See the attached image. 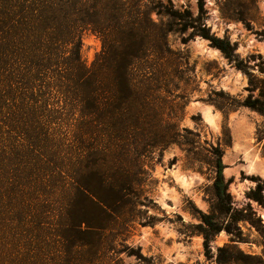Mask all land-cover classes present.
I'll use <instances>...</instances> for the list:
<instances>
[{
	"label": "trees",
	"instance_id": "1",
	"mask_svg": "<svg viewBox=\"0 0 264 264\" xmlns=\"http://www.w3.org/2000/svg\"><path fill=\"white\" fill-rule=\"evenodd\" d=\"M142 2L0 0V264H109L113 241L128 231L124 220L117 221V204L127 200L132 185L127 163H119L121 178H115L113 146L120 143L129 153L128 142L133 141L135 168L140 170L143 163V105L131 101L143 100L140 95L147 89L144 81L135 79L134 66L145 60L148 52L167 49V31L187 26L209 39L225 57H232L228 41L209 36L208 30L200 27L199 16L193 20L188 11L180 13L170 3L165 7L156 2L151 8L171 18L164 29L152 24ZM177 20L180 26L175 29ZM86 31L101 41V51L90 66L80 54L81 36ZM260 95L264 96V83ZM40 99L61 100L62 105L47 103L45 108L58 115L67 112L66 124L75 128L73 136L87 148L85 155L79 154L86 161L84 175L76 177L74 186L93 204L88 215H75L69 202L64 207L37 210L31 205L38 197L19 188L21 133L63 123L57 116L26 118ZM244 106L264 113L262 100L249 96ZM213 153L217 156L214 208L227 214L230 197L223 183L221 152ZM263 187L264 183H257L249 196L261 201ZM242 218L241 212L233 213L234 221ZM201 219L207 226H199L207 249L208 238L220 227L211 215H201ZM127 251L144 264L148 261L138 250Z\"/></svg>",
	"mask_w": 264,
	"mask_h": 264
},
{
	"label": "clouds",
	"instance_id": "2",
	"mask_svg": "<svg viewBox=\"0 0 264 264\" xmlns=\"http://www.w3.org/2000/svg\"><path fill=\"white\" fill-rule=\"evenodd\" d=\"M145 2L150 4L151 0ZM198 2L160 0L165 7L170 3L173 10L190 12L193 20L200 16ZM225 2L202 0L204 14L200 16V27L216 39L227 38L234 46L235 59H226L219 49L210 46L209 39L199 34L188 39L191 45L211 51V59L218 61L221 71L213 75L197 68L195 89L187 93L185 110L175 118L176 139L167 145L153 146L142 158L141 191L136 197L134 227L113 241L108 252L109 264H144L127 250H138L140 257L149 260L150 264H217L218 249L225 247L264 258V235L248 220L239 219L234 222L232 231L226 230V226L233 224V213L246 215L248 206L254 203L247 194L257 188V183H264V153L261 152L264 141L246 146V151L236 149L230 162L227 158L224 160L227 167L223 169L222 177L225 192L230 197V210L220 214L213 207L217 203L213 190L217 156L213 149L222 139L228 117L231 116L233 122L241 117L248 118L253 133L264 129V115L244 106L249 96L252 100L264 101V96L260 95L261 85L257 84L254 89L249 85V74L257 81H264V72L259 67L264 61V35H260L264 33V0H259L258 19L247 20L249 28L241 20L225 15ZM148 18L157 26L166 25L171 19L156 10L150 11ZM176 24L179 26L180 21ZM193 33V27L183 32L167 31L168 47L173 52L184 53L190 44L182 43V40ZM237 60L251 66L246 71L239 70L235 66ZM218 93L226 95V105L219 103ZM186 139L192 143H187ZM193 207L198 211L194 212ZM201 215L215 216L214 223L220 225L219 231L208 238L207 258L204 233L196 230V226L207 227ZM153 217L156 220L148 223Z\"/></svg>",
	"mask_w": 264,
	"mask_h": 264
},
{
	"label": "rangeland",
	"instance_id": "3",
	"mask_svg": "<svg viewBox=\"0 0 264 264\" xmlns=\"http://www.w3.org/2000/svg\"><path fill=\"white\" fill-rule=\"evenodd\" d=\"M156 2H160V0H151L150 4L143 0L142 3L149 13L152 10L157 11L156 8H151ZM258 5L259 0H226L223 10L229 18L239 19L244 22L246 28H249L247 20L258 19ZM198 9L200 10V16H203L202 2L201 8H199L198 2ZM189 16L191 17L190 12ZM161 26L164 29L168 28V23L166 25L161 24ZM179 26L174 27L178 29ZM187 28L188 26L176 31L183 32ZM194 34L196 33L190 34L189 37L182 40V43H188L190 47L184 53H179L173 52L168 47L165 33L164 41L167 49L148 52L145 60L134 66L133 75L135 79L144 81L147 89L146 93L140 95L144 101L137 98L131 101L134 105L137 102L143 105L141 111L143 125L142 134L140 135V141L143 142V145L139 144L143 148L141 159L148 154L153 146L167 145L176 139L175 118L185 110L187 93L195 89L196 76L194 74L197 72V68H201L204 72L213 75H218L221 71L218 61L211 59V51L199 49L188 41ZM260 35H264V33ZM210 46L213 47L211 44ZM230 46L232 49L231 58H227L221 53L226 59L232 60L235 59L233 57L234 46ZM100 51L101 41L99 37L90 31L84 32L81 36L80 49L83 62L90 66ZM235 66L239 70L246 71L251 65H245L237 60ZM259 67L264 72V61L261 62ZM262 83L264 81H257L249 74L250 89H254L257 84L261 85ZM217 96L220 98L219 103L221 105L228 103L224 93H218ZM40 100L37 102L38 107L33 109L26 118L33 119L41 115L42 119L45 120L57 116L62 118L61 123H63L53 127L50 126L49 128L37 127L34 130L25 131L24 134L21 133L22 142L19 146L18 159L19 188L21 191L30 194L29 196L38 197L39 200L31 205L37 210L64 207L65 205L68 206L69 202L68 207L74 211L75 215H88V212H92V209H94L93 204L85 193L78 191L74 186L76 177L84 175L86 161L80 158L79 154L83 153L85 155L87 148L76 141L73 136L75 128L71 129L66 124L68 122L67 117H69L67 112L58 115L52 113L49 107L45 108L47 103L54 105L57 102L58 105H62L61 100L49 99L45 102H43V99ZM27 102L32 104L29 100ZM254 111L258 112L257 110ZM260 114L264 115V113ZM253 135L256 136L255 140L252 139ZM262 141H264V129H257L253 133L252 125L248 118L241 117L233 122L231 116H229L222 139L217 145H214L213 152L217 149L221 152V162L224 169L227 167L224 164V160L227 158L230 162L231 154L236 149L246 151V146L260 144ZM186 142L192 143L191 140L187 139ZM128 145H130L128 147L130 151L126 153V148L123 149L120 143H116L113 146L114 154L112 155L113 163H115V178H121V172L119 171V163L121 162L123 164L127 163L128 177L132 180L127 200L119 202L116 208L117 221L124 220L128 224L127 233L134 227L133 221L137 216L136 197L139 196L142 182L139 174L140 170H137L134 165L136 162L135 143L129 141ZM261 152L264 153V147L261 148ZM248 179L259 180L258 177H248ZM116 185H118L117 182ZM116 190L118 191L119 189ZM261 193L263 199L259 202L253 200L249 193L247 194L254 203L248 206L246 215L242 213L241 215H243L242 219L248 220L261 235H264V227H262L264 226V187L261 189ZM193 211L196 212L198 210L193 207ZM211 217L212 220H215V216L211 215ZM155 220L156 218L154 217L150 218L148 223H153ZM232 221L233 224L226 226L229 231L234 229L235 221L233 219ZM218 226L220 227V225ZM196 230L200 231L199 226H196ZM237 238H240L238 231ZM205 255L207 258L206 248ZM232 261H236V264H264V258L262 257L248 256L234 248L225 247L218 249L217 264H232ZM146 264H150V261L148 260Z\"/></svg>",
	"mask_w": 264,
	"mask_h": 264
}]
</instances>
